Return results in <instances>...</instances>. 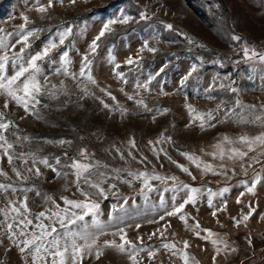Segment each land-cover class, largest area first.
<instances>
[{
	"label": "rangeland",
	"instance_id": "obj_1",
	"mask_svg": "<svg viewBox=\"0 0 264 264\" xmlns=\"http://www.w3.org/2000/svg\"><path fill=\"white\" fill-rule=\"evenodd\" d=\"M48 4L49 0H0V37L15 45L7 50L9 56L23 46L16 43L25 24L23 16L29 18L26 28L35 33L29 37L25 60L49 42L57 44L38 62L42 68L38 104L25 111L0 94L3 122H11L3 134L13 145L8 150L11 164L0 149V169L7 173L0 175V184L17 189L0 191V264H33L32 250L21 253L17 246L25 237L13 238L7 229L11 223L19 233L17 222L23 217L13 219L16 213L11 212L9 201L18 207L25 196L27 218L33 221L26 229L29 235L39 233L35 225L41 221L55 226L57 234L66 231L52 216L57 205L69 207L63 198L99 204V225L93 224L90 213L67 228L81 231L87 225L99 237L103 254L99 259L94 252L85 255L80 264H133V255L136 264H184L185 253L188 264H264V147L254 146L255 151L243 160L211 155L224 136L235 141L241 135L264 133V120H255L264 117V61L246 58L243 51L247 44L264 53V0H52V6ZM40 7L47 11H38ZM141 13L147 18L142 19ZM123 16L131 19L109 24L111 31L105 32L92 52L90 45L103 26ZM169 24L172 29L166 27ZM65 32L61 45L60 34ZM145 44L156 51H148ZM193 50L216 59L193 55ZM65 51L71 61L67 74L60 59ZM85 55L95 83L88 80V72L80 76ZM130 57L132 64L127 63ZM193 67L196 71L188 76ZM15 71L10 61L4 74L11 76ZM188 105L204 114L203 128ZM231 147L243 148L239 143ZM81 149L87 150V159L80 156ZM182 153L194 154L213 170L204 171L203 164L196 167ZM41 159H47L51 167L39 163ZM72 159L92 165L89 180L98 183L104 195L83 178L77 186L74 170L65 166ZM139 173L164 179H149L145 187ZM257 174L262 179L249 193L247 188ZM184 185L200 189L196 202L168 216L191 194ZM210 192L215 194L211 207ZM250 208L254 211L244 221ZM40 212L52 218L37 220ZM119 229L124 232L117 234ZM205 229L215 235L209 236ZM124 234L135 248L126 245L121 252L104 246V241L122 243Z\"/></svg>",
	"mask_w": 264,
	"mask_h": 264
},
{
	"label": "snow or ice",
	"instance_id": "obj_2",
	"mask_svg": "<svg viewBox=\"0 0 264 264\" xmlns=\"http://www.w3.org/2000/svg\"><path fill=\"white\" fill-rule=\"evenodd\" d=\"M72 3L75 2V0H71ZM60 3H63V0H60ZM52 6V0H49L48 7ZM40 12H46L47 9L45 7H40L38 9ZM23 20L25 21V24H22L20 26V32L22 35L20 38L16 41L18 44H22L23 46L19 49V52H13L12 56L8 55V49L14 48L15 45H9L5 38L0 37V50H4L3 54L0 55V94L6 95L7 97H10L13 101H15L18 105H21L25 111L29 110V105L38 104L39 100L37 97L42 94V85L40 82V75L42 73V68L40 66V61H43L45 58H47L50 54V51L52 49H55L57 47V44L54 42H49L47 46H45L41 51L35 53L34 55H31L27 60H25V51L30 47L29 43V37L33 36L35 33L31 30H28L26 28V25L28 23V17L23 16ZM141 18L146 19L147 16L145 13H141ZM131 19L129 16H123L122 18H119L117 20L109 21L107 24H105L100 31V33L94 38L92 44L90 45V49L92 52H95L96 48L98 47L97 41H99L104 35L106 31H111L109 24L114 23H128V21ZM168 29H172L173 26L171 24L166 26ZM70 31V30H69ZM68 34V32L60 34V40L59 43L62 45L64 44V38ZM236 40H240L241 38L239 36L234 37ZM191 42V41H190ZM144 48H146L150 52H155L156 49L150 48L145 44ZM143 50V49H142ZM244 55L246 58H258L261 61H264V53H258L254 48H249L247 44L245 45L244 49ZM69 54L67 51L63 52L61 55V66L63 67V70L65 74L68 73L67 65L71 63L70 59L68 58ZM11 61L12 65L16 68V71L13 75L8 76L4 74L6 72V66ZM91 61L89 60L88 56L85 55L82 58V66L80 70V76H85L86 72L89 74L87 75L88 80H90L92 83H95V80L90 75V69L88 66L90 65ZM128 64L134 63L133 58H129L127 60ZM116 67H119V65H116ZM59 71V69H57ZM196 71V68L193 67L191 72L188 73V76H191L192 73ZM74 75V74H73ZM118 76H121V73H117ZM46 79V78H45ZM187 79V77H185ZM145 87H147L145 85ZM109 96H111V93H107ZM113 100H115V97H111ZM132 97H129L131 99ZM139 103H143V101H139ZM9 105L7 102L4 104V108H7ZM104 107H109L107 104L104 105ZM188 110L190 113L194 114V119H199L201 121V128L204 127L205 123V116L204 114H197L196 110L192 108L191 105H188ZM254 108L255 105L249 106ZM264 107V106H262ZM164 111H167L165 109ZM209 117H211V114H208ZM4 114L3 112H0V149H3L4 154L7 156L8 163L11 164L13 161V157L8 153V150L13 147L12 144L8 142L6 139V136L3 134L8 130L10 127L11 122H3ZM255 120H264V117L256 116ZM245 123L249 122H255V121H244ZM167 139L171 140V137H167ZM63 143V141H61ZM133 147H135V142L130 141ZM149 143H152L151 141ZM156 143H160V141H156ZM239 143L243 146V148L238 147H231V145ZM227 146V147H226ZM254 146H260L264 147V133H260L259 135L255 137H249L247 135H241L238 140H232L228 136H224L221 141H219L216 145H214L215 151L211 153L214 157L218 156L221 160L227 156L229 160H243L245 157L248 156L249 152L255 151ZM246 149V150H244ZM163 151V149H161ZM187 159H189L193 164L196 165V167H201L203 164V170L204 171H212V165L206 164L200 161L199 157L195 156L194 154L189 153H182ZM261 155H264V152H261ZM80 156L84 159H87V150L81 149ZM251 159L256 160V162H259L256 157H252ZM35 159L33 160V163H35ZM39 163H42L46 166H49L47 159H41L39 160ZM56 163L59 164L60 160L57 158ZM66 167H69L74 170V176L76 178L77 186L78 182L81 178L84 179L85 183H89V186L95 187L99 190L101 195H104L105 190L100 187L98 183H91L89 180V175L91 173L92 165L90 163H84L82 160L78 159H72L71 163L68 165H65ZM251 166V165H249ZM181 167L182 171L189 173V169L187 167H184L183 165H179ZM16 171L15 169H13ZM29 171H32V169H28ZM55 171V169H53ZM35 172L37 175L40 174L39 168L35 169ZM17 176H21V173L19 171H16ZM59 174V173H58ZM87 174V175H86ZM131 174V173H130ZM0 175L7 176V173L4 172L2 169H0ZM64 175H67L66 173ZM140 177L144 178L145 187L149 186V179H164L160 176H152L148 177L147 173H139ZM194 178V177H193ZM171 179H176L175 177H172ZM262 177L257 174V176L252 181V184L250 187L247 188V191L249 193H254V189L258 183H260ZM115 187V185H113ZM185 189H188L190 191V195L187 196V198L184 200L183 203L179 204L178 206H175L172 211H169L167 213L168 216H173L181 213L182 209L185 207L188 203H195L196 198L200 189L198 188H190L187 185L183 186ZM11 189L13 192L16 191L12 185L8 184H0V191H8ZM228 189H224L223 192H227ZM220 193L221 195L223 194ZM215 195L210 192V199H209V206H212V199L211 196ZM48 200H51V197H47ZM64 203L68 205L69 207L66 208H60L59 205H57V211L52 213V216L56 218V222L59 223L61 228L66 229V231L61 235L57 234L58 230L55 226H49L45 225L42 221L35 225L36 228L39 229V233L33 231L29 235V233L26 231V229L29 228L33 224V221L31 219L27 218V213L30 211L27 205V196H25L24 200L20 202V205L17 207L15 206V202L9 201V207L11 212L16 213V217H13V219H17L18 217H23L22 219H18L17 227L20 229L19 233L13 231V224L9 223L7 225V229L9 233L11 234V237L19 239V237H25L24 239L20 240L19 244L17 245L20 247L21 253L28 252L29 249L32 251L29 253L33 258V264H36L38 260H42L45 262V264H48V258H51V264H80L82 259L85 255H92L93 252L95 253V256L97 259L103 254L102 247L97 243L99 237L97 235H94L90 233L87 230V225L84 226V228L81 231H71L67 230L68 225L75 224L77 221H83L85 216L89 215L90 213L93 215V224L99 225V221L96 218L97 216V210L99 209V204L96 202H87V201H76V200H69L67 198H63ZM239 203V199L237 200ZM226 208V203H225ZM21 209H23V212H21ZM80 210L79 212L74 211ZM221 209H217L219 211ZM3 211V210H0ZM251 211H254V209L250 208L249 215L243 216V220L247 221L250 218ZM5 217L7 218L8 212H4ZM213 215H216V212H213ZM52 216L46 217L45 212H40L36 219L41 220V218H47L51 219ZM163 219V217H161ZM180 219L184 220L186 223V219L184 215H180ZM233 220H236L235 217H233ZM240 221H236V225L239 226ZM139 227V226H137ZM196 227H199V224L196 225ZM206 232H208L209 236L215 235L211 232L210 229H205ZM123 229H119V232L117 234L123 233ZM198 234V233H197ZM126 234L121 235V241L122 243L117 244L115 241H104L105 247H115L119 251L124 252L126 251V245H131V242L128 241L125 238ZM207 238V237H205ZM82 241V243L78 242ZM213 244L219 243L217 240L212 241ZM22 245V246H20ZM189 245L187 242H185L184 247L187 248ZM131 247L135 248V245H131ZM165 248H175V245H169L165 244ZM225 247L227 245L225 244ZM220 249L217 248V252H219ZM149 255H154V253H149ZM184 264H188L189 257L187 253L184 254ZM130 259L133 261V264H136V258L135 256H130ZM198 264V262H196Z\"/></svg>",
	"mask_w": 264,
	"mask_h": 264
},
{
	"label": "trees",
	"instance_id": "obj_3",
	"mask_svg": "<svg viewBox=\"0 0 264 264\" xmlns=\"http://www.w3.org/2000/svg\"><path fill=\"white\" fill-rule=\"evenodd\" d=\"M191 54H193V55H203L209 61H212V60H215L216 59V57L211 56V55H208V54H204V53H202V52H200L198 50H193L191 52Z\"/></svg>",
	"mask_w": 264,
	"mask_h": 264
}]
</instances>
